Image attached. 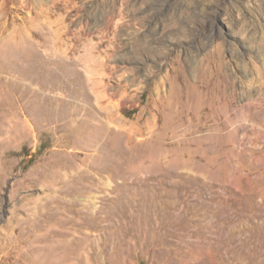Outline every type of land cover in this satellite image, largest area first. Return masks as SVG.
<instances>
[{
  "label": "rangeland",
  "instance_id": "374dc122",
  "mask_svg": "<svg viewBox=\"0 0 264 264\" xmlns=\"http://www.w3.org/2000/svg\"><path fill=\"white\" fill-rule=\"evenodd\" d=\"M0 264H264V0H0Z\"/></svg>",
  "mask_w": 264,
  "mask_h": 264
},
{
  "label": "bare ground",
  "instance_id": "6f19581e",
  "mask_svg": "<svg viewBox=\"0 0 264 264\" xmlns=\"http://www.w3.org/2000/svg\"><path fill=\"white\" fill-rule=\"evenodd\" d=\"M209 75L211 77H214V75H216V81H218V79H220L219 83H221L223 85V74L221 73V71L217 68V69H212L210 72H209ZM208 76V77H210ZM216 84V83H215ZM209 85H210V80H207V83L206 85L204 86L205 88L204 89H207V92H210L209 90ZM219 98H222L223 99V91H220V95H219ZM218 101L217 98L213 99L212 98V104H208V109L211 111L212 107H214V109L216 108V110L212 111V117H215V118H219L222 120V123H223V112H221L220 110L217 109L216 107V102Z\"/></svg>",
  "mask_w": 264,
  "mask_h": 264
}]
</instances>
